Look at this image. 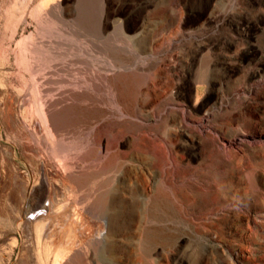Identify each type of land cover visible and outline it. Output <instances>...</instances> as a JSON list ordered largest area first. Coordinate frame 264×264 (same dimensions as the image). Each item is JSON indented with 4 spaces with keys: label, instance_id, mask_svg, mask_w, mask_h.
Returning <instances> with one entry per match:
<instances>
[{
    "label": "rangeland",
    "instance_id": "374dc122",
    "mask_svg": "<svg viewBox=\"0 0 264 264\" xmlns=\"http://www.w3.org/2000/svg\"><path fill=\"white\" fill-rule=\"evenodd\" d=\"M59 2L40 22L0 17V264H45L8 199L46 196L26 143L42 100L70 132V203L105 221L58 264H264V0Z\"/></svg>",
    "mask_w": 264,
    "mask_h": 264
},
{
    "label": "bare ground",
    "instance_id": "6f19581e",
    "mask_svg": "<svg viewBox=\"0 0 264 264\" xmlns=\"http://www.w3.org/2000/svg\"><path fill=\"white\" fill-rule=\"evenodd\" d=\"M31 1H34V0H27V1L26 0L25 1L24 0H0V2H2L1 3L2 6L0 5L1 20L5 19L8 21L11 18H15L18 16V14L15 11L21 10L20 11L21 16L19 18L20 19L19 23H22L23 21H25V19L30 15H32L33 18H35V17L37 18L40 15V18L37 19L40 22V19L42 20V18H46L47 16L51 15L53 12H55L57 9H59L62 6L61 3L59 2V0H35V2H36V5H34L35 7L33 9H30ZM11 5L12 6L14 5L13 9L15 7V9H16L15 11L12 9ZM28 10H29V12H27ZM59 11H60V9H59ZM24 13H25V15H24ZM47 13H49V14L47 16H45ZM100 15L102 16L101 13H100ZM56 20H58V19H56ZM74 20H77V18L70 19V21H71L70 24H72V26H73V24L78 26L80 22L79 23H73ZM67 21H69V20H67ZM57 22L60 23V21H57ZM82 23H84V22H82ZM69 29H70V27H69ZM76 30L78 31V29H76ZM69 31H71V30H69ZM72 32H76V31L72 30ZM93 33L95 34V32H93ZM78 34H80V33H78ZM78 34H77V36H78ZM94 34H92V35H94ZM71 35L74 36L73 34H71ZM77 36L75 35L74 37H77ZM97 36L98 35H96V37ZM78 37H81V35ZM1 40H2V38L0 39V44L2 46L3 43H1ZM28 66H29V64H28ZM33 66H35L34 70L37 71V73H38L39 69H37V66L34 64H33ZM29 69H31V66ZM32 71L33 70H31V72ZM35 75H39V74L35 73ZM78 76H79V74H78ZM79 77H81V76H79ZM262 85H264V81L260 82L258 84L257 88L261 87ZM41 90L43 91V89H41ZM238 91H240V90H236L234 92V94L233 93L231 94L230 97H232L233 99H236V96L239 95ZM24 97H26V95ZM28 99L30 100V102H33V104L36 103V102L32 101V99L27 98V100ZM33 99H34V97H33ZM25 100H26V98H25ZM38 103L40 104L41 108L40 109L37 108V109H39V111H37V109H35L36 114H37L36 119L34 117H29V115L26 113V108H25V111L22 110L24 112H21V117L23 118V120L25 122L28 121V119L29 120L33 119V122H32L33 126L32 127L36 130V131L35 130L34 131L36 132V135H38V139L33 141V142L29 141L26 143L28 144L27 145L28 150H31L33 155H34V162H35L36 167H37V172L39 173V175L42 178L41 184H44L46 186L47 193H46V196H45L42 204L35 205L33 207L28 208L27 210L25 208H23V205H28L25 203V200H27V195H28L27 188L26 189H20V188L16 189V192H15L16 197L8 196V199L10 200L9 202H11L15 206L16 213L18 215H20L17 219L18 221H17L16 225L22 221L24 222L23 223L24 225L26 223V224H28V226L32 223V226H30V229H31V232L33 233L32 236L34 239H32V236H30L31 240H29V243L33 241L35 245H39L41 247V249L44 250V254H43L44 260H45L44 263L45 264H58V262H57L58 259L60 258V260H62L60 257L61 256L60 253L63 250H66V247L76 245V240H77V239H75L76 236L82 235V234H84L86 236L90 235V234H92V235L94 234L95 236H97L99 233V230L101 229L100 221L101 222H105V221L103 219L100 221L96 220V222L89 221L87 218L84 217V214L80 211V209H78L75 206L76 204L74 205L73 203L72 204L70 203V199H69L70 194H68V193L69 192L71 193L72 188L69 186L70 183L69 182H68L69 184L67 183V179L69 177L67 176V174H65L66 170H64V167H62V164H61L62 161L59 160V158L57 157V155L59 153H60V155L63 156L62 159H64V157L66 156V152H67V149L70 148L69 147L70 144L67 140H64V139H65L67 134H70V132L67 131L66 125L61 124V122H60L61 117H59V113H58V115L56 114V112H58L57 109L56 110L54 109L55 105L53 106L47 100H42ZM52 109H53V111H52ZM42 110H43V112H42ZM212 116H213L212 111H208L205 114V119L207 120V119L211 118ZM9 117L14 118L13 120H15L17 126L20 125V123H18L19 119H18V115L16 113L13 114L12 117L11 116H9ZM132 125L135 126L134 124H132ZM134 128L136 129L137 126H135ZM36 135H35V137H36ZM70 138H71V136H70ZM97 138H99V137H97ZM30 156H32V155H30ZM115 158H116V156L115 157L113 156V160H110L111 161L110 164L113 163ZM29 161H31V160H29ZM64 162H66V161H64ZM29 172H31V171H29ZM27 173H26V175H27ZM91 175H92V177H91L90 182L93 183V186L96 189V193L103 194L104 192H106L105 189L107 187L108 180H106L104 178V177H106V175L104 176V171L102 172L100 169H97V170L95 169L93 173L92 172L90 173V176ZM53 177L56 178V180H57V184H58V185L56 184L57 188H54V186L51 184V182H53L52 181ZM76 178H78V177H76ZM78 179H80V178H78ZM24 180H26V179H24ZM88 182L86 179H84V181L82 180L79 182L78 187H81V188L87 187ZM53 188L55 189V192H54V190H51ZM50 190L52 191L53 194L55 193V196H53V198L49 194ZM30 191H31V188H30ZM72 192H73V190H72ZM81 193H83V192H81ZM22 208H23V210L25 209L26 211L23 212ZM5 212H7V211H5ZM14 215H16V214H14ZM13 218H14V216H13ZM10 221H11V219H10ZM28 226L25 225L24 230H26V227L29 228ZM58 230H60V231H58ZM27 236L28 235H26V237ZM25 239H28V237ZM25 239H23V241ZM24 242H26V240ZM28 246H29V244H28ZM37 248H38V246H37ZM24 250L22 251V253L20 255L21 256L23 255L25 257L28 254L27 255L24 254L25 253ZM30 250L31 251H28V252H31V254L34 255L35 251L32 252V248ZM28 252H26V253H28ZM31 254L29 253V255H31ZM62 255L64 256L65 253ZM63 256H62V258H63ZM100 256L101 255H99V259H100ZM36 257L37 256L34 255L33 257H31V259H35ZM113 264H116V262H114Z\"/></svg>",
    "mask_w": 264,
    "mask_h": 264
}]
</instances>
